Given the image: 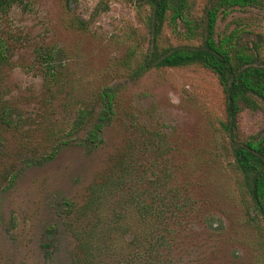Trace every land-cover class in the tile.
<instances>
[{
  "label": "rangeland",
  "instance_id": "1",
  "mask_svg": "<svg viewBox=\"0 0 264 264\" xmlns=\"http://www.w3.org/2000/svg\"><path fill=\"white\" fill-rule=\"evenodd\" d=\"M0 15V37L8 51L0 64V105L10 108L14 125H0V264H71L74 240L61 223L67 203L79 205L91 183L117 158L129 157L137 171L147 172L150 151L141 145L137 127L166 138L170 152L160 160L173 174L181 201L194 200L198 214L185 230L172 235L175 250L164 264H260L254 235L244 220L229 158L215 132L223 116V93L215 76L199 67L152 70L131 80L124 60L131 49L146 46L142 19L147 6L125 0H20ZM207 0H190L191 17L202 13ZM261 7L234 10L219 18L216 32L245 31L241 44L260 36L264 60V0ZM80 18L86 31L73 29ZM164 26L163 47L186 43ZM53 52L57 79L47 81L37 52ZM116 93L121 119L107 126L97 146L83 142L101 110L99 93ZM93 109L85 126L73 129L80 109ZM118 115V114H117ZM264 128L262 110L240 115V132ZM69 140L53 156V146ZM130 146V149H129ZM126 156V155H125ZM50 157V158H48ZM164 158V157H163ZM167 189H170L168 187ZM42 244H49L51 259Z\"/></svg>",
  "mask_w": 264,
  "mask_h": 264
},
{
  "label": "trees",
  "instance_id": "2",
  "mask_svg": "<svg viewBox=\"0 0 264 264\" xmlns=\"http://www.w3.org/2000/svg\"><path fill=\"white\" fill-rule=\"evenodd\" d=\"M67 9L73 0H64ZM135 6H147L142 19L145 49H131L124 60L129 79L136 80L152 70L199 66L212 73L223 93V116L214 122L229 170L236 183L244 220L254 235L253 250L260 264H264V128L256 134L240 132V115L245 111L264 113V60L260 57V36L251 46L241 44L243 30L228 34L216 32L219 18H226L234 10L261 7V0H207L202 13L191 17L190 0H125ZM20 0H0V15H6ZM68 24L75 30L86 31L87 24L80 18H70ZM179 34L183 26L185 44L163 47L158 43L165 25ZM6 41L0 37V64L7 60ZM47 81L57 79L53 52H37ZM116 93L106 87L99 93L102 104L96 121L91 124L83 142L97 146L103 142V130L121 119L115 111ZM93 109H80L73 120V129L85 126L93 117ZM118 114V115H117ZM10 108L0 105V125H14ZM129 127L144 137L141 145L150 151L151 162L147 172L137 171L129 158L128 149L123 158H117L97 181L87 189L85 200L79 204L67 203L68 213L62 224L74 240L71 264H164L165 255L175 250L173 237L182 232L188 222L199 213L194 200L181 201L179 190L166 159L170 146L158 132L146 125ZM69 140L53 146L56 151ZM130 149V146H129ZM126 155V156H125ZM164 157V158H163ZM50 158V157H48ZM170 187V189H167ZM194 215V217H193ZM193 217V218H192ZM44 257L51 259L49 244H42Z\"/></svg>",
  "mask_w": 264,
  "mask_h": 264
}]
</instances>
